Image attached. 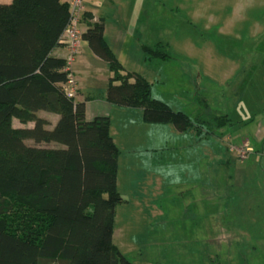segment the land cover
Returning a JSON list of instances; mask_svg holds the SVG:
<instances>
[{
  "label": "rangeland",
  "instance_id": "rangeland-1",
  "mask_svg": "<svg viewBox=\"0 0 264 264\" xmlns=\"http://www.w3.org/2000/svg\"><path fill=\"white\" fill-rule=\"evenodd\" d=\"M171 2L155 7L171 26L162 37L170 58L128 66L153 98L205 121L179 132L113 111L124 201L112 244L134 264H264V160L251 138L264 123V0ZM219 114L230 123L213 128ZM245 138L252 150L242 158Z\"/></svg>",
  "mask_w": 264,
  "mask_h": 264
},
{
  "label": "trees",
  "instance_id": "trees-1",
  "mask_svg": "<svg viewBox=\"0 0 264 264\" xmlns=\"http://www.w3.org/2000/svg\"><path fill=\"white\" fill-rule=\"evenodd\" d=\"M84 17L81 37L110 73L108 102L179 132L205 121L153 98L149 82L116 59L103 20ZM69 19L65 0L0 3V264H134L112 244L115 207L124 200L109 118L85 119L84 102L64 90L65 58L52 54ZM141 49L147 59L170 58L160 43ZM38 111L57 114L55 125L47 128ZM14 119L33 125L15 127ZM209 119L217 129L230 123L224 114Z\"/></svg>",
  "mask_w": 264,
  "mask_h": 264
},
{
  "label": "crops",
  "instance_id": "crops-1",
  "mask_svg": "<svg viewBox=\"0 0 264 264\" xmlns=\"http://www.w3.org/2000/svg\"><path fill=\"white\" fill-rule=\"evenodd\" d=\"M10 1L0 0V3L7 4ZM65 1L68 4L70 2V0ZM157 1H161L162 4H172V0H83L79 30L82 33L87 28V20L84 17L86 15L91 16V22L99 19L103 20V36L116 59L125 71L138 74L135 72V68L128 65L138 60L144 62L147 59L141 49L142 45L152 46L151 41H153V45L160 43L167 48L162 37L163 34L166 35L167 28L171 29V26H166L165 17V19L155 18L157 15L161 16L163 11H158L155 8ZM52 54L56 57L66 58L67 49L64 45H59L53 50ZM72 73L77 84L74 100L84 102L85 119L92 120L97 116H107L110 122V134L115 144L117 142L115 141L112 124L113 111L115 114H122L120 116L128 112H134L138 119L142 120L141 109L116 106L106 100V89L110 75L107 63L91 51L84 39L80 41L79 51L72 63ZM98 90H100V94L96 96L95 93ZM132 109L137 111H128ZM37 115L48 121L47 128H52L58 120V115L55 113L38 111ZM142 122L143 124H149L143 120ZM32 125V122H28L24 124V127H31ZM251 138L254 147L262 149L260 158L264 160V123L258 126ZM243 143L248 144V140L245 138L241 144ZM237 171L238 165L236 164L234 172ZM257 172L262 176L258 185L264 192V167L261 166ZM262 199L264 200V195ZM233 224V222L230 223V225ZM233 227L235 226H230L231 230H233Z\"/></svg>",
  "mask_w": 264,
  "mask_h": 264
},
{
  "label": "built area",
  "instance_id": "built-area-1",
  "mask_svg": "<svg viewBox=\"0 0 264 264\" xmlns=\"http://www.w3.org/2000/svg\"><path fill=\"white\" fill-rule=\"evenodd\" d=\"M83 0H70L69 2V22L60 37V44L64 45L67 49V56L65 58V70L67 71V78L64 84L65 93L69 97H75L77 84L75 77L72 73V63L75 56L79 51V44L82 40L81 32L79 30V20L83 8ZM251 147L247 143H243L241 147L237 148L240 157L245 156V152L251 151Z\"/></svg>",
  "mask_w": 264,
  "mask_h": 264
}]
</instances>
